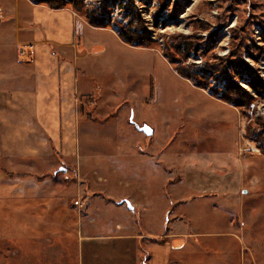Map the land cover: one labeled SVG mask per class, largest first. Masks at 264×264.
Returning a JSON list of instances; mask_svg holds the SVG:
<instances>
[{
	"label": "crops",
	"instance_id": "obj_1",
	"mask_svg": "<svg viewBox=\"0 0 264 264\" xmlns=\"http://www.w3.org/2000/svg\"><path fill=\"white\" fill-rule=\"evenodd\" d=\"M222 106L239 142V109L161 50L68 5L0 0V264H197L243 175L176 142ZM41 167L78 179H36Z\"/></svg>",
	"mask_w": 264,
	"mask_h": 264
},
{
	"label": "rangeland",
	"instance_id": "obj_2",
	"mask_svg": "<svg viewBox=\"0 0 264 264\" xmlns=\"http://www.w3.org/2000/svg\"><path fill=\"white\" fill-rule=\"evenodd\" d=\"M67 5L86 19L89 13L104 14L111 19L114 28L130 23L135 27L145 25L153 39L149 46L161 50L174 67L191 65L196 70L207 61L219 62L217 57L235 51L264 78V0H73ZM187 40L199 43V47L184 58L175 51V45ZM236 79L255 96L249 110L236 106L242 119V141L235 142L230 135L233 130L239 137V118H235L233 110H225L222 106L219 111L213 110L212 120L204 131L187 130L185 139L176 142L179 149L211 154L213 165L228 168L230 173L239 168L243 175V185L233 197L234 206L217 205L223 213L222 219L217 220L222 228L212 231L203 244V257L196 256L197 264L200 260L208 264H264V152L261 149L264 144V96L256 95L246 80ZM218 80L210 79L209 88L225 89V82ZM206 90L212 94L211 89ZM188 95L192 97L182 88L178 93L183 111L190 102ZM250 121L255 130L247 134ZM100 144L97 148L108 142L104 140ZM240 147L243 153L241 168L232 160L240 154ZM58 159L52 156L51 161ZM61 165L66 166L65 162ZM36 172V179H78L76 173H67V170L48 172L41 167ZM199 197L204 198V195ZM216 225L213 220L210 227L215 229Z\"/></svg>",
	"mask_w": 264,
	"mask_h": 264
},
{
	"label": "trees",
	"instance_id": "obj_3",
	"mask_svg": "<svg viewBox=\"0 0 264 264\" xmlns=\"http://www.w3.org/2000/svg\"><path fill=\"white\" fill-rule=\"evenodd\" d=\"M38 2H44L51 7H64L73 0H36ZM130 4V3H129ZM78 4L75 3V8L79 10ZM87 19L91 24L96 26H108L112 25V21L104 14L96 15L89 13ZM114 27V26H112ZM120 37L127 43L132 45L149 46L153 39L151 38V31L145 25L135 27L132 23L123 26L121 28H115ZM234 31V29H233ZM199 43L181 41L175 45V51L184 58H188L193 50H198ZM219 62L210 63L206 62L204 66H200L194 70L191 65H178L175 68L178 72L191 79L192 82L202 88L211 89L214 96L231 103L239 108L247 111L251 108V104L255 99L251 90L241 85L236 78H242L247 81L249 87L256 95L264 96V78L260 75L257 69H255L248 61H246L242 54H237L235 51L229 55L217 57ZM176 59L173 58V61ZM210 79H219V83L225 82V89L209 88ZM251 121L247 125V134H251L254 131ZM261 135V133H258ZM264 152V144L261 146Z\"/></svg>",
	"mask_w": 264,
	"mask_h": 264
},
{
	"label": "built area",
	"instance_id": "obj_4",
	"mask_svg": "<svg viewBox=\"0 0 264 264\" xmlns=\"http://www.w3.org/2000/svg\"><path fill=\"white\" fill-rule=\"evenodd\" d=\"M78 41H79L78 44H80V38L78 39Z\"/></svg>",
	"mask_w": 264,
	"mask_h": 264
},
{
	"label": "water",
	"instance_id": "obj_5",
	"mask_svg": "<svg viewBox=\"0 0 264 264\" xmlns=\"http://www.w3.org/2000/svg\"><path fill=\"white\" fill-rule=\"evenodd\" d=\"M148 132L150 133L151 132V129H148Z\"/></svg>",
	"mask_w": 264,
	"mask_h": 264
}]
</instances>
